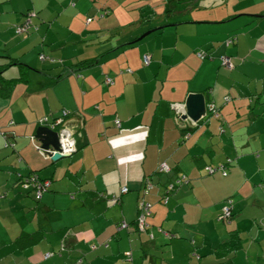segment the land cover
<instances>
[{"label": "crops", "instance_id": "crops-1", "mask_svg": "<svg viewBox=\"0 0 264 264\" xmlns=\"http://www.w3.org/2000/svg\"><path fill=\"white\" fill-rule=\"evenodd\" d=\"M4 54L31 72L0 94V264H264V0H0ZM193 93L208 108L199 124L174 108ZM62 118L76 151L52 161L36 133ZM229 159L227 177L207 176ZM20 175L51 182L41 200ZM181 176L187 184L162 203ZM148 181L159 195L144 194Z\"/></svg>", "mask_w": 264, "mask_h": 264}, {"label": "trees", "instance_id": "trees-1", "mask_svg": "<svg viewBox=\"0 0 264 264\" xmlns=\"http://www.w3.org/2000/svg\"><path fill=\"white\" fill-rule=\"evenodd\" d=\"M167 7V6H166ZM164 11H167V8L164 10ZM166 13H169V11L168 12H166ZM141 14L142 15H145V14H147V16L149 17V18H151V20H152V18H153V16L155 17V16H158V13L156 12H153V11H151V12H148V11H142L141 12ZM160 15V14H159ZM139 17H141L140 15H138ZM151 31V30H150ZM142 36V35H141ZM141 36H139V37H137L134 41H132L131 43H128V44H125L123 47H125V46H133V45H135V44H137L135 41L137 40V39H139ZM202 52H204V51H202ZM205 54L207 55V59H209L210 58V56H209V54L208 53H206L205 52ZM0 58L1 59H3V62H2V64H0V94H1V96L3 97V98H8V97H10V95H11V92H12V90H13V88H14V86H15V84H17V83H20V82H27V81H29V79H30V72H31V68L30 67H28V66H26L25 64H22V63H20V62H18L16 59H13L12 57H9V55H7V54H4V55H0ZM207 59H204L203 61H205V60H207ZM84 66H87V67H91L92 66V64H90V63H88V62H84ZM13 69V70H12ZM10 70H12V71H14L15 73H16V75H17V77H12V78H8V76H7V72L8 71H10ZM113 81V80H112ZM114 83V82H113ZM112 85V84H111ZM211 112V111H210ZM207 115V114H206ZM200 123V122H199ZM198 123V124H199ZM117 126V125H116ZM184 132H185V130H183ZM183 132V133H184ZM8 142V141H7ZM5 146L7 147V148H9V147H11V146H13V144H11V143H6L5 144ZM231 164V160L229 159L226 163H223V164H221V165H218V166H207L206 167V171H207V176H215L217 173H220L222 176H224V177H227V175H228V165H230ZM210 169L211 170H213L211 173H210ZM160 174H164V173H166V171H161V170H159L158 171ZM30 176V175H29ZM29 176H23V175H20V178H19V180H18V183L20 184V185H22V187H23V184H24V179L26 178V177H29ZM32 176H34V175H32ZM183 177H185V179L183 180V182L182 183H180V184H176L177 183V181L178 180H182V178ZM189 181V179H188V177L187 176H181V177H179L175 182H173V183H171L170 185H168L167 187H165L164 189L165 190H163V195H162V200H161V202L162 203H165V199H167V198H169V195H170V190H171V186H175V189L177 188V187H179V186H181L182 184H187V182ZM147 185H149V186H146L145 187V189H144V194H152L153 192H154V189H155V192L157 193V195H159V190H160V187H157V188H155V186L150 182V181H148L147 182ZM128 188V187H127ZM25 189H32L34 192H35V189L32 187V186H30L29 188H25ZM129 189V188H128ZM174 189V190H175ZM129 192V191H128ZM36 195V194H35ZM145 196V195H144ZM37 198V197H36ZM38 200H41V199H38ZM112 201H114L115 203H118L119 202V199L117 198V197H114V199H112ZM145 203H147V202H145ZM149 203V202H148ZM150 204V206H151V208H152V206H153V204H151V203H149ZM165 204H167V203H165ZM234 205H235V202H234V200L230 197V198H228L226 201H225V205L223 206L224 208L225 207H228L229 208V210H230V215L228 216V217H223V215H224V212L221 214L222 215V217L224 218V219H222V221L224 222V223H228V222H231V220H232V218L234 217ZM150 211H152V209H150ZM223 211H224V209H223ZM138 215H140V206H139V210H138ZM263 228H264V225H263ZM238 239L236 238V236L234 235L233 236V238H232V243L234 244H239L238 242H239V240L237 241ZM223 246V247H222ZM239 246V245H238ZM226 244H223V245H221V247H219V249H218V252L220 253V251H221V255L223 256V255H226ZM225 251V252H224ZM220 255V256H221ZM46 258H50V257H52L53 256V253H46Z\"/></svg>", "mask_w": 264, "mask_h": 264}, {"label": "built area", "instance_id": "built-area-1", "mask_svg": "<svg viewBox=\"0 0 264 264\" xmlns=\"http://www.w3.org/2000/svg\"><path fill=\"white\" fill-rule=\"evenodd\" d=\"M90 21H91V19L88 20V22H90ZM18 30L20 33L27 32L29 30V25L26 24ZM229 43H231V42H229ZM197 57L201 60L207 59V55L205 54V52H202V51L197 53ZM41 58L44 59L45 56L42 55ZM144 64L145 65L150 64V57L148 55L144 56ZM223 64L230 67L231 66V60L228 58H224ZM106 83L108 85H111V84H113V81L111 78H107ZM174 108H175V110H177V113L179 116L185 114L184 104H178V105L176 104V105H174ZM209 110L211 111V113L213 114L214 117H217V118L220 117V114H219V112H218V110L214 104L209 105ZM64 116H66V117L68 116L67 112H64ZM45 121H47V119ZM42 124L43 123H41V125ZM65 124H66V120H64V118H62V119L55 120L54 123L46 124L45 126L49 127L50 129H52L54 131H57L58 134L60 135V137H61V139H60V143H61L60 154L61 155H72L76 151L75 140H74L73 135L71 134L70 130L68 128H66ZM116 125L119 128L121 127V120L120 119L116 120ZM37 149L43 155L48 156V158H51V156H50L51 154L56 153V151H54V150L53 151H51V150L45 151L41 147H37ZM160 170L166 171L167 168L163 165L160 168ZM212 171L213 170L210 169V173ZM184 179H185V177H183L182 180H178L176 184L182 183ZM50 185H51L50 181H42L37 176H29V177H26L24 179L23 187L29 188L30 186H32L35 189V194H36L37 199H42L44 194L48 191V188L50 187ZM174 189H175V186L174 187L171 186L170 193L172 191H174ZM128 191H129V189L127 187H123L121 190V193L126 194V193H128ZM168 199L169 198L165 199V203L168 202ZM150 209H151V206L149 203H141L140 204V215L138 216V222H139L140 229H142V230H144L145 227L147 226L146 225V219L149 215H151ZM229 215H230V210L228 207H225L223 217L225 218V217H228ZM125 227H126V224L124 223L122 225V228H125Z\"/></svg>", "mask_w": 264, "mask_h": 264}, {"label": "water", "instance_id": "water-1", "mask_svg": "<svg viewBox=\"0 0 264 264\" xmlns=\"http://www.w3.org/2000/svg\"><path fill=\"white\" fill-rule=\"evenodd\" d=\"M161 29V28H160ZM158 29L151 30L143 34L139 39L135 42H140L145 39L150 34L154 33ZM185 114L181 115V121H191L193 123H199L202 119L206 117L207 114V105L206 98L203 94H189L186 102L184 104ZM36 139L41 143L42 149L45 151H56L55 154H51V160L57 161L62 158L70 157L72 155H61V143H60V135L48 128V127H39L36 133Z\"/></svg>", "mask_w": 264, "mask_h": 264}, {"label": "clouds", "instance_id": "clouds-1", "mask_svg": "<svg viewBox=\"0 0 264 264\" xmlns=\"http://www.w3.org/2000/svg\"><path fill=\"white\" fill-rule=\"evenodd\" d=\"M89 20V19H88ZM91 22V21H90ZM210 105V104H209ZM208 105V107H209ZM208 109V108H207ZM43 127H47V126H43ZM138 127H142V126H138ZM49 128V127H48ZM124 131H128V130H124ZM57 132V131H56ZM58 133V132H57ZM148 133L145 131L143 132L142 134L140 135H137V136H134L132 137V141L135 143V142H142L143 140L146 139ZM126 138H123V137H119V138H115V139H112L109 141V143L112 145V147L115 149V148H118V147H122V146H125L126 144ZM42 148V147H41ZM143 159V154L140 153V154H137V155H131L129 157H127V161L128 162H136V161H139V160H142ZM119 163H124L125 161L124 160H121V161H118Z\"/></svg>", "mask_w": 264, "mask_h": 264}, {"label": "rangeland", "instance_id": "rangeland-1", "mask_svg": "<svg viewBox=\"0 0 264 264\" xmlns=\"http://www.w3.org/2000/svg\"><path fill=\"white\" fill-rule=\"evenodd\" d=\"M158 27H159V26H158ZM160 28H161V29H160ZM156 29H158V30H164V26H163V25H160V27H159V28H156ZM152 30H155V29H152ZM158 30H157V31H158ZM146 32H147V31H146ZM155 32H156V31H155ZM144 34H145V33H144ZM152 34H153V33H152ZM0 62H3V61L0 60ZM10 75H11V74H10ZM10 75H9V76H10Z\"/></svg>", "mask_w": 264, "mask_h": 264}]
</instances>
